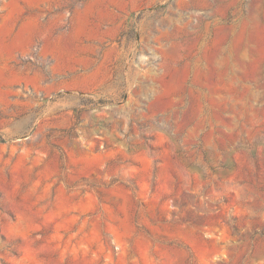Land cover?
Returning a JSON list of instances; mask_svg holds the SVG:
<instances>
[{
    "label": "rangeland",
    "instance_id": "rangeland-1",
    "mask_svg": "<svg viewBox=\"0 0 264 264\" xmlns=\"http://www.w3.org/2000/svg\"><path fill=\"white\" fill-rule=\"evenodd\" d=\"M0 264H264V0H0Z\"/></svg>",
    "mask_w": 264,
    "mask_h": 264
},
{
    "label": "trees",
    "instance_id": "trees-1",
    "mask_svg": "<svg viewBox=\"0 0 264 264\" xmlns=\"http://www.w3.org/2000/svg\"><path fill=\"white\" fill-rule=\"evenodd\" d=\"M0 140H3L1 136H0Z\"/></svg>",
    "mask_w": 264,
    "mask_h": 264
}]
</instances>
